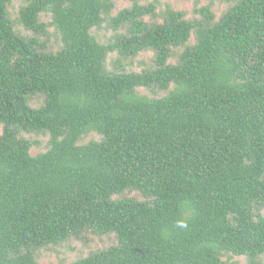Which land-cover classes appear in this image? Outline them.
<instances>
[{
	"label": "trees",
	"instance_id": "1",
	"mask_svg": "<svg viewBox=\"0 0 264 264\" xmlns=\"http://www.w3.org/2000/svg\"><path fill=\"white\" fill-rule=\"evenodd\" d=\"M128 1L0 0V264H264V0Z\"/></svg>",
	"mask_w": 264,
	"mask_h": 264
},
{
	"label": "rangeland",
	"instance_id": "2",
	"mask_svg": "<svg viewBox=\"0 0 264 264\" xmlns=\"http://www.w3.org/2000/svg\"><path fill=\"white\" fill-rule=\"evenodd\" d=\"M117 5H118V8H124L129 5V1L128 0H117ZM180 7L182 9H185V8L187 9L191 7V4L183 2L181 3ZM53 261H56V258H54Z\"/></svg>",
	"mask_w": 264,
	"mask_h": 264
},
{
	"label": "clouds",
	"instance_id": "3",
	"mask_svg": "<svg viewBox=\"0 0 264 264\" xmlns=\"http://www.w3.org/2000/svg\"><path fill=\"white\" fill-rule=\"evenodd\" d=\"M178 224L180 227H186V224L183 221H179Z\"/></svg>",
	"mask_w": 264,
	"mask_h": 264
}]
</instances>
